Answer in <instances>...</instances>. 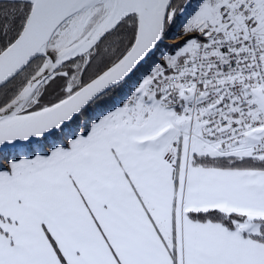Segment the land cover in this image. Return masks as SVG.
I'll list each match as a JSON object with an SVG mask.
<instances>
[{
  "label": "snow or ice",
  "instance_id": "obj_1",
  "mask_svg": "<svg viewBox=\"0 0 264 264\" xmlns=\"http://www.w3.org/2000/svg\"><path fill=\"white\" fill-rule=\"evenodd\" d=\"M0 264H264V0L0 8Z\"/></svg>",
  "mask_w": 264,
  "mask_h": 264
},
{
  "label": "trees",
  "instance_id": "obj_2",
  "mask_svg": "<svg viewBox=\"0 0 264 264\" xmlns=\"http://www.w3.org/2000/svg\"><path fill=\"white\" fill-rule=\"evenodd\" d=\"M195 0H179V2L183 5L187 2H192ZM13 3H0V8L2 7H11ZM178 26V24H173L172 28L170 29V34L165 40L172 39L171 37L175 34V29ZM165 43V42H164ZM165 45H168V48L163 49L165 52L171 51L173 48L176 47V45H170L169 43H165ZM154 60L156 63H160L157 55L154 57ZM149 65L143 66L139 72L136 73V75L132 78L131 81L128 82L126 86L123 88L114 89L112 92L108 93L106 96L102 97L98 102L97 105H94L93 108L96 111V114H100L104 112L105 110H112L113 107H118L120 103L123 102V100L130 95L131 90L135 86V83L137 79L141 76V74H148L149 72ZM58 84L52 85L51 88H49V95H55L58 91ZM83 123V118L82 121Z\"/></svg>",
  "mask_w": 264,
  "mask_h": 264
},
{
  "label": "rangeland",
  "instance_id": "obj_3",
  "mask_svg": "<svg viewBox=\"0 0 264 264\" xmlns=\"http://www.w3.org/2000/svg\"><path fill=\"white\" fill-rule=\"evenodd\" d=\"M189 3H192V4H194L195 3V1H192V2H187L186 4H189ZM172 39H169V40H171L170 42H169V44L170 45H176V47L177 46H179L180 44H182L183 42H184V40L186 39V37H185V35H184V33H183V30H182V28H180L179 26H177L176 27V29H175V34L171 37ZM174 41H176V42H174ZM166 43V42H165ZM157 58H158V60H159V62H161V57H160V54L159 53H157ZM144 75V74H143ZM145 75H147V74H145ZM141 77V76H140ZM139 77V78H140ZM138 78V79H139ZM121 104V103H120ZM120 106V105H119Z\"/></svg>",
  "mask_w": 264,
  "mask_h": 264
},
{
  "label": "water",
  "instance_id": "obj_4",
  "mask_svg": "<svg viewBox=\"0 0 264 264\" xmlns=\"http://www.w3.org/2000/svg\"><path fill=\"white\" fill-rule=\"evenodd\" d=\"M0 3H14V0H0Z\"/></svg>",
  "mask_w": 264,
  "mask_h": 264
},
{
  "label": "built area",
  "instance_id": "obj_5",
  "mask_svg": "<svg viewBox=\"0 0 264 264\" xmlns=\"http://www.w3.org/2000/svg\"><path fill=\"white\" fill-rule=\"evenodd\" d=\"M171 40H165L166 43H169Z\"/></svg>",
  "mask_w": 264,
  "mask_h": 264
},
{
  "label": "bare ground",
  "instance_id": "obj_6",
  "mask_svg": "<svg viewBox=\"0 0 264 264\" xmlns=\"http://www.w3.org/2000/svg\"><path fill=\"white\" fill-rule=\"evenodd\" d=\"M174 42H176V41H174Z\"/></svg>",
  "mask_w": 264,
  "mask_h": 264
}]
</instances>
